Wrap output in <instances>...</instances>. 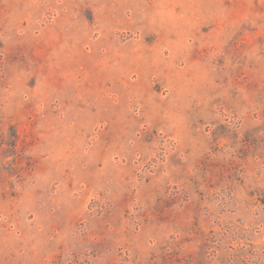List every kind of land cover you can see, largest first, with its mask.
<instances>
[{"label": "rangeland", "instance_id": "374dc122", "mask_svg": "<svg viewBox=\"0 0 264 264\" xmlns=\"http://www.w3.org/2000/svg\"><path fill=\"white\" fill-rule=\"evenodd\" d=\"M0 264H264V0H0Z\"/></svg>", "mask_w": 264, "mask_h": 264}]
</instances>
